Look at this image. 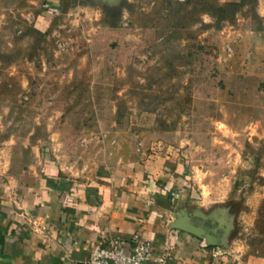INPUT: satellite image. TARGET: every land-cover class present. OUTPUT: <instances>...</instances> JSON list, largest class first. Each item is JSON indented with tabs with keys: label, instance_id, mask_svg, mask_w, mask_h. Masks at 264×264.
<instances>
[{
	"label": "rangeland",
	"instance_id": "374dc122",
	"mask_svg": "<svg viewBox=\"0 0 264 264\" xmlns=\"http://www.w3.org/2000/svg\"><path fill=\"white\" fill-rule=\"evenodd\" d=\"M231 1L0 0V177L176 153L264 256V3Z\"/></svg>",
	"mask_w": 264,
	"mask_h": 264
},
{
	"label": "crops",
	"instance_id": "0c3cea01",
	"mask_svg": "<svg viewBox=\"0 0 264 264\" xmlns=\"http://www.w3.org/2000/svg\"><path fill=\"white\" fill-rule=\"evenodd\" d=\"M42 161L39 170L10 163L1 173L0 264H79L108 237L133 233L154 253L166 249L167 264H264L229 236V207L185 183L176 153L113 160L85 178ZM189 225L210 239L186 231Z\"/></svg>",
	"mask_w": 264,
	"mask_h": 264
},
{
	"label": "built area",
	"instance_id": "2783aa9c",
	"mask_svg": "<svg viewBox=\"0 0 264 264\" xmlns=\"http://www.w3.org/2000/svg\"><path fill=\"white\" fill-rule=\"evenodd\" d=\"M169 258L166 249L154 253L151 241L133 233L129 237H108L99 252L91 253L79 264H167Z\"/></svg>",
	"mask_w": 264,
	"mask_h": 264
},
{
	"label": "water",
	"instance_id": "95a60500",
	"mask_svg": "<svg viewBox=\"0 0 264 264\" xmlns=\"http://www.w3.org/2000/svg\"><path fill=\"white\" fill-rule=\"evenodd\" d=\"M185 230L196 235V236H199L200 238H207L208 240L210 239V237L208 235L205 234V232L198 228V227H194L192 225H189V226H185Z\"/></svg>",
	"mask_w": 264,
	"mask_h": 264
},
{
	"label": "trees",
	"instance_id": "16d2710c",
	"mask_svg": "<svg viewBox=\"0 0 264 264\" xmlns=\"http://www.w3.org/2000/svg\"><path fill=\"white\" fill-rule=\"evenodd\" d=\"M245 2H246V0H239L238 3L234 2V1H231V2L227 3V4H228V6H227V7H228V10L234 12V11H235L240 5L245 4ZM219 11H220V12H224V11L222 10V8L219 9ZM220 19H222V20L226 19V15H222V16L220 17Z\"/></svg>",
	"mask_w": 264,
	"mask_h": 264
}]
</instances>
